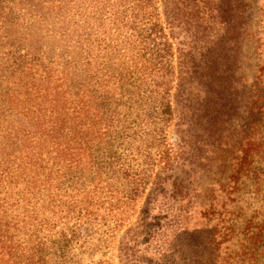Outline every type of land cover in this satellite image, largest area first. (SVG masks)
Masks as SVG:
<instances>
[{
	"label": "trees",
	"instance_id": "trees-1",
	"mask_svg": "<svg viewBox=\"0 0 264 264\" xmlns=\"http://www.w3.org/2000/svg\"><path fill=\"white\" fill-rule=\"evenodd\" d=\"M159 1L0 0V264H111L89 226L144 196L141 233L264 264V4L161 0L167 35Z\"/></svg>",
	"mask_w": 264,
	"mask_h": 264
},
{
	"label": "rangeland",
	"instance_id": "rangeland-1",
	"mask_svg": "<svg viewBox=\"0 0 264 264\" xmlns=\"http://www.w3.org/2000/svg\"><path fill=\"white\" fill-rule=\"evenodd\" d=\"M159 3V10L160 13H162V24H164V22H166V16L163 15V2L160 0ZM249 4L250 13L252 14L251 18L253 22L256 23L260 17L262 10L261 6L264 4V0H252ZM172 22L173 38L171 42L174 47V67L177 73V59L175 57L177 45L181 46L182 44H193L196 39H193L195 38L193 36V30L186 31V27H180L175 19ZM164 28L165 33L168 35V29L165 24ZM210 39L212 42L215 40L214 36ZM193 55L195 60L199 58L197 53H193ZM204 56L206 57L207 55L205 54ZM199 60L201 61V59ZM177 82L178 77L176 74L171 90L172 102L175 103L173 104L174 117L173 121L170 123L167 133L168 136L175 135V129L177 128L176 117L178 115L177 111L179 109V105L183 107L188 105L191 106L193 104L197 107L198 105L201 106L203 103V96L195 95V87L197 86L194 84H190L188 90H185L187 96L183 97L181 100L180 98L177 99L175 97V94L177 93ZM144 199L145 196L136 202L137 205L131 214L130 212L124 213L128 216L130 214V216L128 219H125L126 222H124L121 226H119V222H111L109 217H105L103 215H100L97 220L94 221L95 223L89 226L90 231L88 233L87 240L89 243L96 246V253L107 252V258H109L111 264H206L203 249L200 251L199 248L191 249L188 245L183 247L184 249H181L178 244L172 242L173 239L170 238L169 234L167 236H162L160 233L161 231H158L153 235L151 234L152 232L144 234L141 233L142 230L139 228V230L137 229V226L139 227L138 223ZM96 257L98 256L96 255Z\"/></svg>",
	"mask_w": 264,
	"mask_h": 264
}]
</instances>
